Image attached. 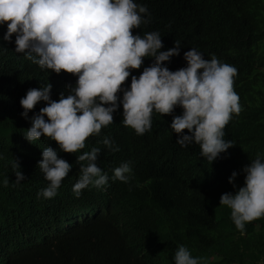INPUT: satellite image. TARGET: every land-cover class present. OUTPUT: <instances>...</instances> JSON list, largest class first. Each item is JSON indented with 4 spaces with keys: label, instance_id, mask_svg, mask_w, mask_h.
<instances>
[{
    "label": "trees",
    "instance_id": "obj_1",
    "mask_svg": "<svg viewBox=\"0 0 264 264\" xmlns=\"http://www.w3.org/2000/svg\"><path fill=\"white\" fill-rule=\"evenodd\" d=\"M133 2L148 9L141 14L147 23L133 35L158 32L159 51L180 43L179 55L162 67L173 72L187 67L184 53L194 48L206 60L215 56L237 69L234 90L241 112L232 115L223 137L234 146L210 163L199 144H178L182 135H191L187 129L182 134L171 129L173 118L183 115L179 105L168 115L153 110L151 130L143 135L123 124L124 91L130 90L132 76L139 78L154 64V57L129 70L117 93L113 123L88 137L84 149L66 153L46 136L29 142L25 136L32 117L47 102H38L24 117L20 100L28 90L50 83V98L58 101L61 93L70 94L67 86L74 88L78 76L41 68L15 52L16 34L5 41L7 24H0V264H159L157 252L173 255L180 245L202 264L246 259L264 264V217L247 222L241 232L231 209L220 205L223 194L235 195L245 186L244 169L252 160L258 154L264 160V0ZM105 139L119 151L104 145ZM48 146L72 165L51 199L37 195L49 184L38 167ZM92 148L101 149L96 164L108 181L99 188L90 185L77 197L73 185L80 165L88 163H78L77 156ZM14 158L20 169H13ZM126 162L132 169L127 183L114 178V169ZM19 170L25 179L16 183ZM233 172L237 177L229 183Z\"/></svg>",
    "mask_w": 264,
    "mask_h": 264
},
{
    "label": "clouds",
    "instance_id": "obj_2",
    "mask_svg": "<svg viewBox=\"0 0 264 264\" xmlns=\"http://www.w3.org/2000/svg\"><path fill=\"white\" fill-rule=\"evenodd\" d=\"M147 13L146 6L133 0H0V24H7L3 39L11 42L16 34L15 52L24 53L41 68L78 76L74 88L67 86L70 94L65 97L61 93L58 101L50 98V83L28 90L20 100L24 117L38 102H47L32 117V126L25 136L29 142L46 136L66 153L84 149L88 137L98 135L102 127L113 123V113L119 106L117 93L130 76L129 70L140 69L143 58L154 57V64L144 68L139 78L132 76L130 90L124 91L123 124L143 135L151 130L153 110L168 115L179 105L183 115L173 118L171 129L177 134L187 129L191 135H182L178 144H199L201 156L210 163L234 146L223 137L232 115L241 112L240 98L234 90L237 69L215 56L206 60L194 48L184 53L187 67L174 72L162 67L170 57L179 55L180 43L175 41V47L159 51L163 44L158 32L143 37L133 35V29L147 23L141 15ZM103 143L112 151H119L110 140ZM100 151L92 148L77 156L78 163L88 162L80 165L79 179L73 185L77 197L90 185L99 188L107 183V175L96 164ZM262 161L258 154L244 169L245 186L235 195L225 193L220 198V205L231 209V218L241 232L247 222L264 217ZM12 167L20 169L16 158ZM38 167L49 181L38 198H54L72 165L58 158L57 150L48 146L42 151ZM131 171L130 162L123 163L114 169V178L127 183ZM15 175L16 183L25 179L20 170ZM236 177L233 172L229 183ZM4 184L7 186V179ZM246 253L247 247L241 252L243 258ZM156 254L160 255L156 258L159 264H202V258H194L184 245L173 255ZM237 264H248V259Z\"/></svg>",
    "mask_w": 264,
    "mask_h": 264
}]
</instances>
